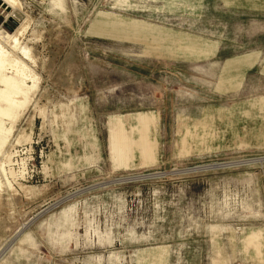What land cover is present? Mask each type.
<instances>
[{
    "label": "rangeland",
    "instance_id": "obj_1",
    "mask_svg": "<svg viewBox=\"0 0 264 264\" xmlns=\"http://www.w3.org/2000/svg\"><path fill=\"white\" fill-rule=\"evenodd\" d=\"M22 23L0 264H264V0H0Z\"/></svg>",
    "mask_w": 264,
    "mask_h": 264
},
{
    "label": "bare ground",
    "instance_id": "obj_2",
    "mask_svg": "<svg viewBox=\"0 0 264 264\" xmlns=\"http://www.w3.org/2000/svg\"><path fill=\"white\" fill-rule=\"evenodd\" d=\"M7 1L12 6L18 5V0ZM26 28L27 24L22 23L13 33L4 35H1L0 33V104H4L3 107L0 105V134L5 132V129L2 127V124H4L2 123V118L6 117L13 120L14 113L12 110L15 107L22 106L28 99H30L29 94L33 86L28 83H33L35 79V76L33 77L32 71L27 64L28 62H25V60L32 63L34 62L33 55H31V48L28 45L29 40L21 42L25 30H27ZM30 39L32 40V38ZM5 45H8L11 48L10 50L18 52L19 56H12L15 53L12 54V52H9L5 48ZM7 73H10L11 75H8ZM136 117L139 118L140 116ZM4 141V138L0 135V148L3 147L2 145L5 143Z\"/></svg>",
    "mask_w": 264,
    "mask_h": 264
},
{
    "label": "crops",
    "instance_id": "obj_3",
    "mask_svg": "<svg viewBox=\"0 0 264 264\" xmlns=\"http://www.w3.org/2000/svg\"><path fill=\"white\" fill-rule=\"evenodd\" d=\"M153 115V114H152ZM154 117V116H153ZM154 119V118H153ZM149 120H150V118H149ZM123 123H124V125H123V130L125 131V129H126V121L123 119ZM153 125H154V121H153ZM138 138H142L141 136H138ZM144 138H147V137H144ZM112 142H111V145H110V149H112Z\"/></svg>",
    "mask_w": 264,
    "mask_h": 264
}]
</instances>
